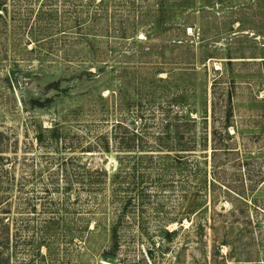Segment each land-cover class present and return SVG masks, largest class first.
<instances>
[{
	"label": "rangeland",
	"instance_id": "obj_1",
	"mask_svg": "<svg viewBox=\"0 0 264 264\" xmlns=\"http://www.w3.org/2000/svg\"><path fill=\"white\" fill-rule=\"evenodd\" d=\"M104 2L113 7V0ZM4 3L0 217L16 219L18 231L10 226V246L3 242L0 257L9 254V264H264V0H211L213 37L200 44L187 28L189 37L179 38L193 46L183 61L192 69L181 68L169 41L146 42L142 32L115 41L111 58H93L73 45L67 2ZM14 12L21 15L15 21ZM213 90L232 111L229 136L214 138V153L211 132H220L224 120L211 112ZM174 101L183 106L179 112L194 108L196 175L168 183L154 172L140 200L132 192L138 180H125L134 153L124 149V138L163 144L162 111ZM104 138L109 152L101 148ZM85 166L104 170L109 185L116 174L114 205L110 186L103 194L65 192L59 170ZM46 218L51 224H43Z\"/></svg>",
	"mask_w": 264,
	"mask_h": 264
},
{
	"label": "trees",
	"instance_id": "obj_2",
	"mask_svg": "<svg viewBox=\"0 0 264 264\" xmlns=\"http://www.w3.org/2000/svg\"><path fill=\"white\" fill-rule=\"evenodd\" d=\"M4 1L5 0H0V19L9 17V10ZM63 1L64 4L67 2V6L71 7L68 12L65 11L63 13V17L69 19L71 30L74 31L72 32L74 37L73 40L75 41L73 45L85 46L86 48L84 49L86 50V54L96 59L103 60L104 58H111L115 52V41L124 43L128 39L134 40L137 33L142 32L144 35L143 39L146 42L159 39L169 41L172 53L175 52L173 55L176 56L178 63L184 66L181 68L192 69L191 64L184 63L183 61L189 56L187 54L193 52L191 48L193 46H182L183 42L179 38L189 37L186 35L187 28H190L192 35L196 36V39H199L198 41L200 44L206 43L211 39L210 37H213L210 21L211 17L209 16L211 0H121L124 2L122 4H119V1L113 0L112 8L106 6L104 0ZM13 14L11 20L15 21L16 17H21L20 14L15 12ZM41 15L42 11H40V15L38 13L36 15L38 16V24L44 21ZM30 17L31 13L26 15V26ZM37 31H39V29ZM201 46L205 47V45ZM143 49L151 51V48L148 46H142L141 52L144 51ZM178 49L179 51H175ZM98 69H103V67H99ZM113 94L114 92L109 91L106 97L112 96ZM100 98L101 100L104 99L101 96ZM174 102L176 112L171 110L172 107H174L173 103L169 104L166 109L162 111L167 117V125L165 126L166 133L161 138L157 139L163 144H158L156 145L157 147H151L148 141L145 140V136L136 134L124 138V149L134 153L130 155V160L132 162L131 173H126L125 180H138V182H134L136 188L134 189L135 191L132 192H134L133 195H137L140 200L143 199L146 194L143 184L151 178L154 172H156L155 174L158 177H161V181H165L166 179L168 183H174L178 178L189 181L196 175L193 170L194 167H197L195 152L196 141L195 134L191 131L196 125V117L192 116L194 108L189 105L187 109L179 112L178 109H183V106L176 101ZM210 106L213 116H216L218 111L219 115H223L224 120L220 132H218L216 128H213L211 132L213 137L212 150L214 153L217 151V148H214L216 142L214 138L216 136L220 137L221 134H227L232 111L229 100L225 101L224 104L220 106L219 99L216 98L214 90L211 91ZM154 115L155 112L153 111L152 116ZM227 136L229 135L227 134ZM218 140H220V138ZM111 141L110 139V142ZM109 146L108 138H104L101 148L104 152H109ZM136 152H138L139 155H136ZM83 169L84 168L80 171L71 167L70 173L66 171V168L59 170V172L65 173L64 175H66L65 192L70 193L73 191V188H76V191L86 192L89 195L95 193L103 194L105 188L110 186L111 203L114 205L117 192L116 183L114 181L117 177L116 174L112 175L113 180L109 185L104 178L106 177V172L104 170L98 168L94 170L93 168L86 169V166L85 170ZM127 184L128 183H126V185ZM125 188L126 193L128 192V188ZM126 200L128 203L130 202L128 197H126ZM193 209L194 208L191 206L188 211ZM7 215H9V213ZM5 217L6 218L0 217V247L6 240L4 245L8 248L10 246V239L8 237L10 226L12 224L15 226L16 233L18 227L16 219H11L6 215ZM52 220L53 219L46 218L43 224H51ZM44 229L47 230L48 226H45ZM172 233L174 234L175 232L172 231ZM109 234L111 236V249H116L118 246L116 223H112ZM5 235L7 236L6 239H4ZM28 242L32 244V241ZM9 262V254L8 256L0 257V264H9Z\"/></svg>",
	"mask_w": 264,
	"mask_h": 264
},
{
	"label": "water",
	"instance_id": "obj_3",
	"mask_svg": "<svg viewBox=\"0 0 264 264\" xmlns=\"http://www.w3.org/2000/svg\"><path fill=\"white\" fill-rule=\"evenodd\" d=\"M110 262H112V261H110Z\"/></svg>",
	"mask_w": 264,
	"mask_h": 264
}]
</instances>
